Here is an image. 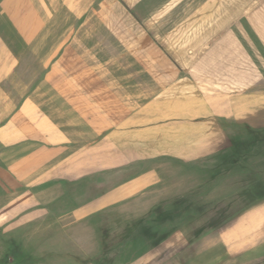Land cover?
<instances>
[{"label":"crops","instance_id":"0c3cea01","mask_svg":"<svg viewBox=\"0 0 264 264\" xmlns=\"http://www.w3.org/2000/svg\"><path fill=\"white\" fill-rule=\"evenodd\" d=\"M43 2L49 11L60 3L62 18L92 26L103 41H123V56L140 58L141 64L123 69L133 76L113 86L124 91L125 122H139L133 129L144 137L148 123L154 125L148 132H154L149 145L156 157L169 154L183 165H257L249 157L227 160L231 153L246 155L253 140L264 137V0ZM38 21L29 0H0L1 183L5 175L19 180L21 171L32 177L30 170L84 165L82 115L73 108L69 119L61 108L68 104L55 93L68 88L69 54L82 58L84 50L78 54L60 39L52 44L47 35L37 38ZM53 93L59 109H52ZM164 138L170 139L167 150ZM237 217L239 248L225 246L223 255L204 264H222L228 248L239 253L235 263L264 264V197ZM226 234L222 229L218 243L189 244V264L205 262Z\"/></svg>","mask_w":264,"mask_h":264},{"label":"rangeland","instance_id":"374dc122","mask_svg":"<svg viewBox=\"0 0 264 264\" xmlns=\"http://www.w3.org/2000/svg\"><path fill=\"white\" fill-rule=\"evenodd\" d=\"M29 1L41 21L37 38L47 35L52 44L60 39L58 44L78 54L84 50L82 58L69 54L68 88L55 92L68 106L54 105L52 94L53 110L67 108L69 119L73 108L82 115L84 165L30 170L32 177L21 171L19 180L4 176L0 264H189V244L218 243L222 229L227 234L218 247L195 264L218 259L225 246L237 250L239 211L264 197V137L253 140L248 155L226 158L235 163L249 157L257 165H183L169 154L156 157L149 145L154 132H148L154 125L148 123L144 137L134 130L139 122H125L124 91L113 86L133 76L123 69L141 64L140 58H125L123 41H103L105 35H93L92 26L62 18L60 3L49 11L43 0ZM161 143L170 148V139ZM227 253L222 264H234L239 253L230 248Z\"/></svg>","mask_w":264,"mask_h":264}]
</instances>
